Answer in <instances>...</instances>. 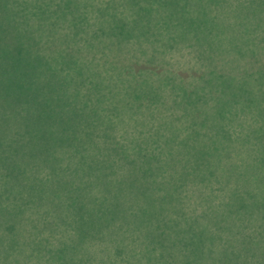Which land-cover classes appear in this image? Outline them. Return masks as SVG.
<instances>
[{
  "label": "trees",
  "instance_id": "trees-1",
  "mask_svg": "<svg viewBox=\"0 0 264 264\" xmlns=\"http://www.w3.org/2000/svg\"><path fill=\"white\" fill-rule=\"evenodd\" d=\"M103 2L0 0V257L13 264L22 252L27 158L33 163L27 194L56 211L48 219L46 211L43 227H52L57 242L37 240L52 264H226L227 218L202 220L204 212L185 204L189 187H203L205 167L228 135L218 122L226 100L217 101V74L189 72L186 88L178 71L144 73L120 55L125 68L114 69L115 58L92 57L70 45L72 38L54 50L22 52V35H149L162 28L169 34L165 18L179 17L191 0H122L118 16L115 4L113 12L107 2L97 7ZM22 59L35 68L22 69ZM152 74L185 112V126L166 132L157 119L147 131L136 117L156 102L159 89L146 77ZM217 82L227 99L226 79ZM210 91L215 103L199 104L209 102Z\"/></svg>",
  "mask_w": 264,
  "mask_h": 264
},
{
  "label": "rangeland",
  "instance_id": "rangeland-1",
  "mask_svg": "<svg viewBox=\"0 0 264 264\" xmlns=\"http://www.w3.org/2000/svg\"><path fill=\"white\" fill-rule=\"evenodd\" d=\"M121 1L104 0L97 7H107L113 12L112 5L115 4L118 16L122 14ZM146 5L155 3L147 1ZM182 13L173 20L165 18V23L171 25L166 26L171 30L169 34L162 28L149 35H22V52L54 50L55 46L63 43H60L62 39L66 41L72 38L70 45L76 44L92 57L109 54V57L115 58V62L109 64L114 69L125 68L118 61L120 55L131 59L127 60V64L132 65V69L144 70V73L164 70L176 75L178 71L180 78H176L185 87L188 86L187 73L214 71V75L218 76L214 77L217 101L226 100L218 122L224 124L228 135L210 157L212 161L208 169L205 167L203 187L190 189L189 186L193 184L186 185L189 188L185 204L189 209L196 206L197 212H204L206 215L201 217L202 220L208 217L215 220L218 215L227 218L226 264H264V0H224L223 4L191 0L188 9ZM157 14V10L152 12L154 20L159 18ZM135 16L133 13L126 19ZM130 37L139 39L135 42ZM112 43L116 52L110 48ZM25 56L29 57L27 54ZM31 68H35L32 62L22 59V69ZM146 77L149 84L159 89V93L154 107L141 108L136 112V117L145 121L144 129L154 131V121L157 119L166 122V132L170 131L172 125L185 126L188 123V118L182 114L185 112L180 105L171 101L166 91L161 90L156 83L159 76L152 74ZM225 79L227 99L219 92L217 85V80ZM207 98L209 102L200 99L197 102L205 106L215 103L211 91ZM211 109L216 111L215 108ZM151 113L156 116L147 117ZM32 164L27 158L22 163L25 174L22 183V252L13 258V264H52L51 258L42 256L37 240L40 236L48 237L50 245L57 242L56 237L49 233L53 231L52 227L50 230L43 227L46 211L49 212L47 219L51 216L54 218L56 211L41 198L27 194L26 191H31L32 186ZM43 244L47 247V240ZM0 264H4L1 257Z\"/></svg>",
  "mask_w": 264,
  "mask_h": 264
}]
</instances>
